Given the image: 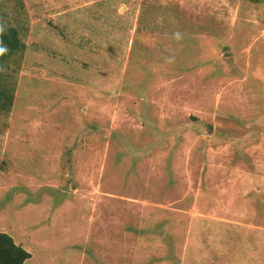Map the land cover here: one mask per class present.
<instances>
[{"label": "rangeland", "instance_id": "1", "mask_svg": "<svg viewBox=\"0 0 264 264\" xmlns=\"http://www.w3.org/2000/svg\"><path fill=\"white\" fill-rule=\"evenodd\" d=\"M0 22L22 264H264V0H1Z\"/></svg>", "mask_w": 264, "mask_h": 264}, {"label": "trees", "instance_id": "2", "mask_svg": "<svg viewBox=\"0 0 264 264\" xmlns=\"http://www.w3.org/2000/svg\"><path fill=\"white\" fill-rule=\"evenodd\" d=\"M19 47L15 28L0 22V49L5 50L0 54V112L7 111L11 106L13 92V84L2 72L3 62L8 53ZM29 256V253L19 244H15L9 235L0 231V264H22Z\"/></svg>", "mask_w": 264, "mask_h": 264}, {"label": "clouds", "instance_id": "3", "mask_svg": "<svg viewBox=\"0 0 264 264\" xmlns=\"http://www.w3.org/2000/svg\"><path fill=\"white\" fill-rule=\"evenodd\" d=\"M5 50L4 49H0V54H2Z\"/></svg>", "mask_w": 264, "mask_h": 264}, {"label": "crops", "instance_id": "4", "mask_svg": "<svg viewBox=\"0 0 264 264\" xmlns=\"http://www.w3.org/2000/svg\"><path fill=\"white\" fill-rule=\"evenodd\" d=\"M12 239V238H11ZM13 241V240H12Z\"/></svg>", "mask_w": 264, "mask_h": 264}]
</instances>
